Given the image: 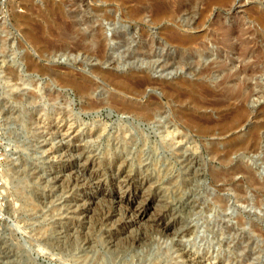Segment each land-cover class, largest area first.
<instances>
[{"label": "rangeland", "instance_id": "obj_1", "mask_svg": "<svg viewBox=\"0 0 264 264\" xmlns=\"http://www.w3.org/2000/svg\"><path fill=\"white\" fill-rule=\"evenodd\" d=\"M82 1L0 0V264H188L184 253L206 263L264 264V18L258 19L264 0H236L229 12L196 16L191 30H179L168 17L130 23L116 14L103 20L105 7L94 11V0ZM89 17L109 44L99 54L73 47ZM72 23L79 31L69 30ZM221 25L231 30H217ZM28 29L45 42L32 44ZM174 30L186 46L170 42ZM118 32L123 34L116 40ZM145 77L151 88L130 89L128 83ZM181 78L193 87L173 89ZM59 79L86 82L89 100L102 104L86 108V97L59 86ZM200 89L211 95L200 97ZM120 97L150 106L155 117L145 122L122 114ZM178 113L208 119L212 129L193 128L184 136L186 129L173 130ZM66 128L80 133L77 138L100 164L123 156L135 176L156 185L159 191L151 193L160 201L158 210L176 219L175 232L148 222L131 225L134 214L125 204L114 209L100 200L94 212L76 215L71 202L82 183L75 182L70 152L62 149L71 141L62 136ZM192 159L205 174L202 181L190 179Z\"/></svg>", "mask_w": 264, "mask_h": 264}, {"label": "bare ground", "instance_id": "obj_2", "mask_svg": "<svg viewBox=\"0 0 264 264\" xmlns=\"http://www.w3.org/2000/svg\"><path fill=\"white\" fill-rule=\"evenodd\" d=\"M85 1V0H84ZM76 2L82 3V0H76ZM95 4L94 8H92L94 11H98L97 7H105L103 9V14L99 15L103 20H107V21H112L114 20V17L112 15H116L119 14V18L121 20H126L130 23H134V22H138L139 20H143L146 19L149 20V22H154L155 20H160L162 18H166L168 17L171 20H175L177 21L178 25L177 28L183 29V28H187V30H191V26L195 24L194 19L196 18V16L201 17V16H205L207 13L212 12L214 9H218V10H225V11H230L232 5L236 2V0H94ZM199 3V4H198ZM203 3V4H202ZM202 4V5H201ZM81 5V4H80ZM79 6V5H78ZM80 7V6H79ZM87 8V7H86ZM107 8L109 10H107ZM100 10V9H99ZM91 17V16H90ZM89 17L88 20H86L85 22H83V26H85V29H81L80 30V36L79 39L76 40L74 42V49L76 47V49H80L82 51H84L85 53L87 52H91V53H102L104 50H106L108 47V43H107V39L104 38L103 34H102V26L100 24H95L92 25L94 23H91L92 20ZM76 18V17H75ZM96 18V17H95ZM263 16H258L259 22L263 20ZM75 22V21H74ZM78 23H72L70 25V29L69 30H77L79 31L80 26ZM62 30V29H61ZM217 30L221 31V30H225V31H230L231 28L225 26V25H221ZM66 29H64L62 32L63 36H67L68 34V30L66 31ZM114 33H112L113 35L115 34V31H113ZM262 30L259 31V34H257V37L259 39V41L261 40L260 38L263 36L262 34ZM60 33V30H59ZM66 33V34H65ZM70 33V32H69ZM26 36L27 38L32 42V44L34 43L36 44H42L43 42H45V39H40V37H36V35L33 34V32L31 30H26ZM24 34V35H25ZM61 34V35H62ZM72 34V31H71ZM111 34V35H112ZM123 33L118 32L117 36L115 37V39L117 40L118 38L122 37ZM56 35V34H55ZM116 35V34H115ZM38 36V35H37ZM54 36V34H53ZM60 36V35H59ZM58 36V38L60 39V37ZM125 36V35H124ZM113 37V38H114ZM26 39V40H28ZM70 39V38H68ZM114 39V40H115ZM65 41V39L63 38L62 41ZM113 40V39H112ZM113 40V41H114ZM71 41V40H70ZM119 41V40H118ZM124 41V40H123ZM30 42V43H31ZM66 42V41H65ZM69 42V41H67ZM170 42H174L176 45L178 46H186L188 42H186L183 39V36L180 35V32L174 30L171 38H170ZM225 42H229V35L227 36V39L225 40ZM27 43V42H26ZM70 43V42H69ZM120 43V42H119ZM122 43V42H121ZM125 43V42H123ZM127 43V42H126ZM59 44V43H58ZM73 44V43H72ZM56 45V44H55ZM60 45V44H59ZM62 45V43H61ZM118 42L114 41L113 42V47H118ZM129 45V44H128ZM232 45V44H231ZM33 46V45H32ZM123 46V45H121ZM37 47V46H35ZM58 47V46H57ZM197 57V56H196ZM264 71V70H263ZM180 78V77H179ZM182 79V78H181ZM60 82H58L57 84L60 83L59 86L63 85V86H70L73 87L74 90L80 95V96H84L86 97V101L88 105L86 108H97L100 104L99 103L97 105V102L94 103L93 101L89 100V95H90V91H89V86L86 84V82L84 81H75L71 80V79H59ZM58 80V81H59ZM186 80V79H185ZM156 82V81H155ZM128 85H130V89L137 91H142V87H144L143 89H145L146 87H152L153 85V81L152 79H150L149 77H145L143 79H138L135 82H130L128 83ZM146 86V87H145ZM173 89L179 88L180 86H183L185 88H190L193 87L192 84L190 82H188L187 80L184 81L183 79L180 81H176L175 82V86L172 84ZM178 86V87H177ZM163 88L162 86H160V90ZM165 89V88H164ZM133 90L129 91L132 92V94L134 95H139L140 92L138 93H133ZM134 91V92H135ZM144 91V90H143ZM210 92V91H209ZM208 90H203L200 89L197 91V94L204 98L205 96H209L211 94H209ZM120 93V92H119ZM129 93H125L128 94ZM122 94V93H121ZM124 94V93H123ZM131 94V95H132ZM116 95V94H115ZM115 95H114V99H115ZM126 95V96H128ZM141 95H143V92H141ZM227 95H231L232 96V89H230L227 93ZM120 96V95H119ZM130 96V95H129ZM140 96V95H139ZM247 96V94L245 95V97ZM125 97V96H124ZM124 97H120L121 99H119L121 102L118 105L119 108L121 109L122 114L129 116L128 114H131L134 119L140 118L142 120H144L145 122H148L150 120H152L155 115H154V111L153 109L150 108V106H146L145 105H138V103H134L135 101L138 102L135 99L129 98L126 99ZM132 97V96H131ZM117 98V97H116ZM116 101H118V98L115 99ZM193 103L196 105H200L202 106L203 104L199 101V99L194 98L193 99ZM244 100H246V98H244ZM112 101V100H110ZM115 102V101H114ZM112 102V103H114ZM222 102V100H216L212 102V105L214 106L215 104H220ZM111 103V102H110ZM111 103V104H112ZM118 103V102H117ZM115 103V104H117ZM178 103H181L178 100ZM104 104V103H103ZM114 104V105H115ZM134 104V106H133ZM113 106V105H112ZM118 108V107H116ZM154 112V113H153ZM181 112V111H179ZM38 117V115H37ZM29 118V117H28ZM174 119H176L177 122L176 124H174L173 126V130L175 129V131L177 130L179 132V129L182 128V130L186 129V133L185 131L180 132L182 135L187 136L188 134H190L188 131L191 129H196L198 130L199 133L204 132V133H208L211 129L212 126H210L208 123L210 122V120L203 118L202 120L199 118H196L192 115H185V114H181L178 113L177 117H174ZM30 120V119H28ZM141 120V121H142ZM169 121V120H168ZM31 122V121H30ZM36 122V121H35ZM172 121V125H173ZM213 122V121H211ZM44 123V122H43ZM143 123V122H142ZM171 123V122H170ZM36 125V124H35ZM40 125V124H39ZM38 126V124H37ZM52 126V125H51ZM58 126V125H57ZM43 127V126H42ZM224 127V126H223ZM225 128V127H224ZM38 129V128H37ZM52 129V128H51ZM67 129V128H66ZM162 129V128H161ZM167 129V127H166ZM88 130V129H87ZM170 130V129H169ZM84 131V130H83ZM166 131V130H163ZM171 131V130H170ZM52 132V131H51ZM61 132V131H60ZM95 132V131H94ZM185 134H184V133ZM54 133V132H53ZM101 133L103 134V132L101 131ZM100 133V134H101ZM171 133V132H169ZM56 134V132H55ZM60 134V133H59ZM78 134H80L77 130H73V129H67L66 131H64L63 133V137L67 138H71V141L68 143L65 139L66 142L64 144H62V149H66V152H70V158H71V164H70V172L72 175H74L75 177V182L78 183H82V186L80 185L78 188V192H80V195L77 196L76 198H73L72 202L76 208L74 213L76 215L81 214V215H89L90 213L94 212V206L96 204H98L97 201L99 202H103V201H107L109 203H111L114 206V209L116 208H122L125 204V206H129L131 208L132 214L134 217L133 219L130 221V224H138L140 226L139 223L142 224V222H148L150 224H148V226L151 224L152 226L161 229V231H163V233H173L175 232V224H176V219H173L170 221V218H168L167 216H169L167 214L166 211L164 210H158V202L159 199H156L153 195H152V191L153 190H157L159 191L156 185H154L153 183H149L147 178H140L137 177L133 174V172L130 170V163L127 161V159L122 158L119 156H113L114 158L111 159H102L101 164L99 163V158L96 157L95 155H92L89 153V151H86V147H85V141L83 139H78L77 136ZM93 134V132H89L88 134H85L86 137L91 136ZM95 134V133H94ZM166 134V133H164ZM180 134V136H181ZM84 136V134H83ZM84 136V137H85ZM164 136V135H163ZM189 136V135H188ZM80 137V136H79ZM148 137V136H147ZM167 137V136H166ZM190 137V136H189ZM83 138V137H82ZM185 138V137H183ZM95 139V138H94ZM93 139V140H94ZM98 139V137H97ZM117 139V138H116ZM171 139V138H170ZM63 140V138H62ZM182 140V139H181ZM122 141V142H121ZM183 141V140H182ZM181 141V142H182ZM87 142V141H86ZM90 142V139H89ZM115 142V141H114ZM119 142H121V144H127V140L125 138H122V140H119ZM129 142V141H128ZM173 142V141H172ZM179 142V143H181ZM189 142V141H188ZM45 144V143H44ZM88 144V143H87ZM109 144V143H108ZM119 144V143H118ZM171 144V143H170ZM183 144V143H182ZM59 145V144H58ZM114 145V144H113ZM117 145V144H116ZM131 145V144H129ZM177 145V143H176ZM133 146V145H132ZM175 146V144H174ZM196 146V145H195ZM128 147V146H127ZM172 147V145H171ZM89 148V147H88ZM194 148V147H193ZM43 149V148H42ZM50 149V148H48ZM91 149V148H90ZM56 150V149H55ZM191 150V149H190ZM193 150V149H192ZM191 150V151H192ZM229 150V149H228ZM49 150H47L48 152ZM106 151V150H105ZM45 152V151H43ZM109 152V151H107ZM116 152V150H115ZM186 152V151H185ZM184 152V153H185ZM230 152V151H228ZM194 153V152H192ZM221 153V152H220ZM62 154V153H61ZM74 154V155H71ZM96 154V153H95ZM119 154V153H118ZM215 154V153H214ZM227 154V152H226ZM50 155V154H49ZM48 155V156H49ZM105 155V154H104ZM137 155V154H136ZM223 155V154H222ZM225 155V154H224ZM228 155V154H227ZM226 155V156H227ZM69 156V154H68ZM139 156V154H138ZM184 156V155H183ZM214 156V155H212ZM226 156H224V159H226ZM103 157V156H102ZM211 157V156H210ZM216 157V156H215ZM230 157V156H228ZM59 158V157H58ZM182 158V157H181ZM183 161L185 158H182ZM181 159V160H182ZM187 159V157H186ZM190 159V158H189ZM201 159V158H200ZM223 159V160H224ZM65 160V159H64ZM129 160V159H128ZM212 160V158H211ZM134 161V160H133ZM188 161V160H185ZM190 161V160H189ZM188 161V162H189ZM48 162V161H47ZM185 163V162H184ZM187 163V162H186ZM190 166L188 167L191 173V180L194 182H197L200 178L203 179V174L198 168H197V162L192 159L190 162ZM201 163V162H200ZM141 165V164H140ZM201 168V167H200ZM139 169V168H138ZM143 169V168H142ZM137 170V169H136ZM33 171V170H32ZM35 172V171H34ZM55 172V171H54ZM61 172V171H60ZM69 172V173H70ZM147 172V171H146ZM154 172V171H153ZM231 172V170H230ZM139 173V172H138ZM158 173V172H157ZM189 174V173H188ZM187 174V175H188ZM152 175V174H150ZM155 176V175H154ZM216 179H219V175H214ZM250 176V175H249ZM69 177V176H68ZM149 177V176H148ZM152 177V176H151ZM227 177V176H226ZM230 177V176H229ZM52 178V177H51ZM59 178V177H58ZM71 178V177H70ZM154 178V177H153ZM158 178V177H157ZM214 178V177H213ZM221 178V176H220ZM254 177H251V183H258L255 181V179H253ZM66 179V178H65ZM186 179V178H184ZM183 179V180H184ZM200 179V181H202ZM223 179V177H222ZM55 180V179H54ZM154 180V179H153ZM221 180V179H220ZM51 181V180H50ZM182 181V180H181ZM188 181V179H187ZM228 181V180H227ZM109 182H111V185H107ZM160 182V181H159ZM224 182V181H223ZM171 183V181H170ZM188 183V182H187ZM225 183V182H224ZM223 183V184H224ZM79 184V183H78ZM191 184V183H190ZM254 184V185H256ZM74 185H76L74 183ZM188 185V184H187ZM200 185V184H199ZM198 185V186H199ZM258 185V184H257ZM134 186V192H130L129 188ZM185 186V185H184ZM51 187V186H50ZM160 187V186H159ZM163 187V186H162ZM189 187V185H188ZM70 188V187H69ZM125 188V190H124ZM179 188V186H178ZM89 189L91 191H94L92 194L86 193L84 190ZM163 189V188H162ZM165 189V188H164ZM175 189V188H174ZM166 190V189H165ZM180 190V189H179ZM182 190L185 191L184 188H182ZM72 191V190H71ZM77 191V190H76ZM90 191V192H91ZM173 191V188H172ZM209 191V190H208ZM166 192V191H165ZM213 192V191H212ZM163 193V192H161ZM184 193V192H183ZM194 193V192H191ZM211 193V192H210ZM168 194V193H167ZM76 195V194H75ZM158 195V194H157ZM49 196V195H48ZM178 196V194H177ZM192 196V195H191ZM196 197V195H194ZM218 196V195H217ZM161 197V196H160ZM193 197V196H192ZM50 198V197H49ZM179 198V197H178ZM194 198V197H193ZM217 198V197H216ZM216 198H214L216 200ZM64 199V198H63ZM162 202L164 203L165 201H163V197L161 198ZM181 199V198H179ZM200 199V198H199ZM212 199V198H211ZM220 199V198H219ZM217 199V200H219ZM61 200V199H60ZM101 200V201H100ZM195 200V199H194ZM174 201V200H173ZM189 201V200H188ZM221 201V200H219ZM217 202V203H221V202ZM213 202V201H212ZM5 203V202H4ZM3 202H0V210L1 208L4 206ZM167 203V202H165ZM185 203V202H184ZM187 203V202H186ZM245 203V202H244ZM62 204V203H61ZM160 204V203H159ZM169 204V203H168ZM171 204V203H170ZM223 204V203H222ZM123 205V206H122ZM213 205V204H212ZM220 205V204H219ZM227 205V204H226ZM225 205V206H226ZM163 206V205H161ZM157 208V209H156ZM162 208V207H161ZM192 208V207H191ZM203 208V207H202ZM65 209V208H64ZM127 209V208H126ZM188 209V208H187ZM120 210V209H119ZM157 210V212H156ZM62 211V210H61ZM114 211V210H113ZM122 212V211H121ZM154 212V213H153ZM152 213V215H151ZM65 214V213H63ZM111 214V213H110ZM130 214V213H129ZM92 215V214H91ZM124 215V214H123ZM65 216V215H64ZM126 216V215H125ZM173 216V215H172ZM90 217V216H89ZM76 218V217H75ZM132 218V217H131ZM168 218V220H167ZM127 220V219H126ZM108 221V220H107ZM105 222V221H104ZM103 223V222H102ZM110 223V222H109ZM116 223V222H115ZM104 224V223H103ZM146 225V223H145ZM65 226V225H64ZM189 226V225H188ZM179 227V226H178ZM180 228V227H179ZM72 229V228H71ZM127 229V228H126ZM118 230V229H117ZM185 230V229H184ZM225 230V229H224ZM132 231V230H131ZM130 231V233H131ZM156 231V230H155ZM154 231V232H155ZM227 231V230H226ZM67 232V231H65ZM118 232V231H117ZM117 232L114 231H109L108 235L111 237H117L119 236ZM159 232V231H158ZM179 232V231H178ZM189 232V231H188ZM232 232V231H231ZM11 233V232H10ZM71 233V232H70ZM153 233V231H152ZM184 233V232H183ZM63 234V233H62ZM120 234V233H119ZM190 234V233H189ZM172 235V234H171ZM11 236V235H10ZM63 236V235H62ZM69 236V235H68ZM8 237V236H7ZM56 237V236H55ZM54 237V239H56ZM85 237V236H84ZM109 238V237H108ZM136 238V237H135ZM72 239V238H71ZM110 239V238H109ZM108 239V240H109ZM57 240V239H56ZM73 240V239H72ZM174 240V239H173ZM74 241V240H73ZM140 241V239H133L134 243H138ZM57 242V241H56ZM107 242V241H106ZM177 242V241H176ZM62 243V242H61ZM171 243V242H170ZM111 244V242H110ZM185 245V243H184ZM175 246V245H173ZM123 247V246H122ZM121 247V249H122ZM117 248V247H116ZM185 248V247H184ZM186 249V248H185ZM115 250V249H114ZM179 252V251H177ZM183 252V251H182ZM180 253V252H179ZM178 254V253H177ZM182 257V255L180 256ZM184 257L186 258L185 260H187V262H189L190 264H214V263H206L203 260L199 259V258H195L194 256H191L187 253H184ZM183 258V257H182ZM180 260V259H179ZM212 260V259H211ZM188 263V264H189Z\"/></svg>", "mask_w": 264, "mask_h": 264}, {"label": "built area", "instance_id": "obj_3", "mask_svg": "<svg viewBox=\"0 0 264 264\" xmlns=\"http://www.w3.org/2000/svg\"><path fill=\"white\" fill-rule=\"evenodd\" d=\"M2 1H5V0H2Z\"/></svg>", "mask_w": 264, "mask_h": 264}]
</instances>
